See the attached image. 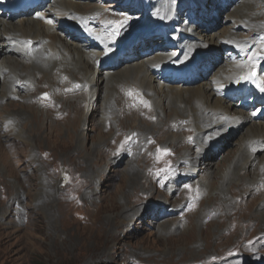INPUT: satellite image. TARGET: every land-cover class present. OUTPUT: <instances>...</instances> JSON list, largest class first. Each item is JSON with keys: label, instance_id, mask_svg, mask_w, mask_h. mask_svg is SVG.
<instances>
[{"label": "rangeland", "instance_id": "rangeland-1", "mask_svg": "<svg viewBox=\"0 0 264 264\" xmlns=\"http://www.w3.org/2000/svg\"><path fill=\"white\" fill-rule=\"evenodd\" d=\"M78 1L99 7V12L87 20L91 31L102 35L107 43L117 41L124 27L139 24L149 14L158 21L159 11L155 10H160L159 4L168 9L163 14L166 20L180 28L193 24L191 20L197 19L200 10L206 14L217 11L219 16L242 3L204 0L203 8L198 6L199 0ZM142 1H148L146 10ZM219 4L223 7L216 9ZM251 13L263 31L256 33L252 26L243 25L234 26L232 32L263 43L264 0H257ZM118 21L125 23H115ZM79 22L82 24L81 19ZM230 25L222 20L211 27L214 29L198 28L213 32ZM156 37L162 38L161 34ZM128 40L126 37L123 43ZM101 48L93 46L97 51ZM175 50L168 45L166 54L179 58ZM227 53H218V62L211 56L209 63L226 61ZM261 55L264 61V53ZM141 56L135 54L123 63H133ZM96 69L106 68L99 64ZM103 71L98 75L103 76ZM33 73L39 77L36 70ZM4 74L3 70L0 78ZM114 81L108 80L111 90ZM99 84L94 100L86 82H73L52 96L53 86L41 83L36 87L29 81L15 84L17 95L0 100V112L9 114L12 121H0V264H264V216L256 211L260 196L245 185L236 200H222V206L208 207L213 209L207 213L211 199L200 186L214 168L228 165L229 157L238 152L237 146L233 148L230 140L221 142L222 146L218 144L196 158L193 174L180 159L182 136L176 146L167 147L162 142L164 132L176 133L170 121L153 114L155 107L138 111L126 108L119 98L121 89L103 99V82ZM26 86L28 91L24 92ZM35 90V105H25L23 97L28 95L30 102L28 92ZM10 100L12 103L5 106ZM22 109L32 115L26 118L22 114L24 121L16 124L10 113L21 115ZM60 110L67 115L55 119L52 111ZM74 115L72 127L69 122ZM152 125L158 126L159 132H153ZM16 130L23 134L18 137ZM190 144L192 151L201 147H194L193 140ZM134 147L137 155L128 160ZM253 169L248 166L247 171ZM193 195L201 199L195 212L190 199Z\"/></svg>", "mask_w": 264, "mask_h": 264}, {"label": "bare ground", "instance_id": "bare-ground-1", "mask_svg": "<svg viewBox=\"0 0 264 264\" xmlns=\"http://www.w3.org/2000/svg\"><path fill=\"white\" fill-rule=\"evenodd\" d=\"M200 2L203 1L199 0ZM256 2L257 0H242L239 8L230 9L229 7L223 15L218 16L217 13V15L204 16L208 17L207 22L215 21L214 23L217 24L223 20L231 23L229 27L222 26L220 30L205 32V30H200L197 24L181 26L180 30L169 36V38L177 39L179 45L177 44L175 53L179 55V58L174 57V54H166L167 52L141 56L134 60L135 64L120 62L122 65L119 64V67L108 65L104 71L102 70L105 72L103 76L98 75L102 71H98L96 65L106 58L113 61L114 56H110L107 52L112 51L113 53L119 49L120 51L125 50V54H132L127 49L138 31L145 33L154 31L163 24L165 28L172 25V21L166 20V16L163 15L167 13L166 7L157 5L160 6V10H155L159 11L158 21H153L149 14L141 19L139 24L124 27V31L115 41L118 43L117 48L108 46L107 40L102 35L91 31L87 19L100 10L94 4L78 0H52L41 11L35 8L31 12H25L13 18L0 17V53L2 54L0 55V73L5 71L0 78V100L7 99L14 94L17 95L13 91V86L25 81L34 83L36 87L41 83L53 86V92H50L52 96L67 90L73 82H86L90 86L91 100H94L101 81L103 84L106 83V89L103 88V84L101 85L104 92L102 96H105L103 99L108 100L114 96L116 89H121L119 98L126 108H134L138 111L155 107L156 111L153 114L161 116L165 121H170V126H174L176 133L164 132L162 142L167 147L176 146L178 142H181L179 139L182 136L184 146L180 159L184 160L183 163L187 170H193V174L196 158L212 151L218 144L221 145V142L230 140L229 144H233V148L237 146L235 152H238L233 155V159L229 157L228 165L214 168L211 175L201 179L202 192L211 199L207 205V213L213 209L208 207L219 203L222 206V200L226 202L235 199L244 186L248 185L251 193L260 196L259 203L255 204L256 211L264 216V161H262L264 158V74L262 73L264 61L261 55L264 53V42L259 43L254 38L241 36L239 32H232L234 26L243 25L249 28L252 26L256 33L263 31V27L254 22L257 16H250ZM80 19L83 25L79 22ZM68 28H76L71 33H81L90 39L78 41L66 30ZM205 28L209 26L206 25ZM126 37L129 40L123 43ZM99 43L104 45L102 50L93 49V46ZM223 45L235 48L234 57L232 59L227 57L226 61L221 60L216 65L211 63L212 68L208 70L209 74L207 73L206 79L204 78L207 75L204 77L200 75L189 84H167L164 83L162 72L156 70V66L166 65L173 60L176 61L175 63H182L185 70H189L192 63L200 62L202 59H207L209 63L211 54L218 55L223 51ZM182 46L184 50L181 49ZM34 70L39 73L37 74L39 77L36 78ZM250 71H254L255 75L247 80L241 78ZM110 78L117 82H112L113 90L108 84ZM27 88L28 86L24 92L28 91ZM33 91L28 92L31 95L30 102L28 95L23 97L25 105H35L37 91ZM231 92H236L238 100H229ZM116 100L115 97V102ZM9 103H12L11 100L4 105ZM117 105H119L118 101ZM22 111L19 112L21 115L10 113L14 116L16 124L24 121L23 115L26 118L32 115V112L28 114V110L22 109ZM104 112L107 118L108 114ZM52 113L55 119H62L67 115L65 110L52 111ZM8 115L1 113L0 121L10 122L11 118ZM73 121H76V117L69 122L71 126ZM157 127L153 126L151 130L159 132ZM12 128L10 127L9 131ZM14 133L18 137L23 134L17 130ZM243 134H245L244 137L240 139ZM81 138L80 136L78 139ZM191 140H193L194 147L201 146L198 151H192ZM136 150L137 148L134 147V150L130 152L131 158L128 160L136 157ZM248 166L254 169L249 172L247 171ZM131 170L135 169L131 167ZM228 193L231 194L229 197ZM190 199H192L191 207L195 212L201 205V199L198 195H193ZM262 225L264 229V224ZM232 263L234 262L231 261L228 264Z\"/></svg>", "mask_w": 264, "mask_h": 264}, {"label": "snow or ice", "instance_id": "snow-or-ice-1", "mask_svg": "<svg viewBox=\"0 0 264 264\" xmlns=\"http://www.w3.org/2000/svg\"><path fill=\"white\" fill-rule=\"evenodd\" d=\"M115 23H117V24H123V23H125V21H118V22H115ZM254 75H255V72L254 71H250L248 74L242 76L241 78L244 79V80H247V79H250ZM45 96H46V94H45ZM166 151L167 150H165V152Z\"/></svg>", "mask_w": 264, "mask_h": 264}]
</instances>
